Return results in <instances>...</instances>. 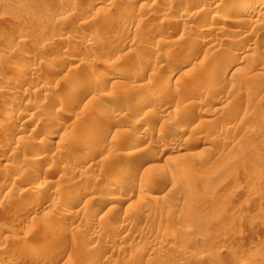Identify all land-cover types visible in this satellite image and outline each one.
Wrapping results in <instances>:
<instances>
[{
    "label": "rangeland",
    "instance_id": "rangeland-1",
    "mask_svg": "<svg viewBox=\"0 0 264 264\" xmlns=\"http://www.w3.org/2000/svg\"><path fill=\"white\" fill-rule=\"evenodd\" d=\"M222 1L238 8L227 17L246 8L244 0H216ZM179 2L187 7L176 22ZM195 7L194 0H0V264H35L34 252L46 254L40 264H264V20L260 31L251 23H218L226 30L190 53L185 46L214 12L196 15ZM134 29L143 36L131 38ZM180 35L185 53L171 49L181 65L173 80L183 81L184 90L167 113L155 108L167 114L157 123L170 129L139 142L154 105L137 108L132 100L168 75L172 60L157 50ZM244 36L253 48L246 54L248 44L238 41ZM66 58L73 61L60 70ZM145 64L147 72L132 79ZM95 67L110 77L98 81V93L60 100L75 76L89 77ZM116 90L113 112L103 114L98 96ZM136 120L142 122L134 129ZM48 131L56 136L48 139ZM178 133L184 141H173ZM130 166L135 175L119 174ZM116 177L129 183L116 185ZM43 184L52 193L40 202L34 192ZM18 200L28 203L23 213ZM67 202L70 214L60 210ZM100 202L98 223L89 211ZM23 243L35 250L23 251Z\"/></svg>",
    "mask_w": 264,
    "mask_h": 264
},
{
    "label": "bare ground",
    "instance_id": "bare-ground-1",
    "mask_svg": "<svg viewBox=\"0 0 264 264\" xmlns=\"http://www.w3.org/2000/svg\"><path fill=\"white\" fill-rule=\"evenodd\" d=\"M195 2H196V4H197V7H195V8H199L198 10H197V13H196V11H195V13H196V15L198 14V13H203L206 9H208V12L209 11H214V12H212V13H210V16H209V19L208 20H210L209 22V24H206L203 28H202V26H203V24H202V26H201V30H194V31H197L196 33H195V37L193 38L194 40H193V42L192 43H189V44H187V46H185V47H187L186 48V51H190V53H191V51L192 50H194L195 51V49H197V48H199V47H201V46H203V45H205V44H208L207 43V41H209V38L208 37H210V36H214V35H216L217 37H218V35L219 34H222L225 30H226V28H225V26H218L219 24L218 23H231V24H233V23H242L243 25H244V23H245V25H248V24H252L253 25V27H257L258 29H259V31H260V29L262 30V25L260 24L263 20H264V7H262L263 8V10H260L259 9V3H261L259 0L257 1V0H244L245 1V3H246V8H245V10L240 14V16H235V18H232L231 17V14H229L230 16L229 17H227L228 16V12H233V13H235V12H237L236 11V9H238L237 8V6L235 7V6H233L232 4H231V2H229V1H225L224 3H223V1H222V3H223V5L222 4H220L221 2H216V0H194ZM187 4H185V2H179L178 4H177V6H175V11L176 12H174V14H173V20H175L176 22L177 21H180L181 19H182V17H183V13H181L180 11H179V9H181L182 7H183V9L184 8H186L187 6H186ZM221 5H222V9H221ZM263 5V4H262ZM261 7V6H260ZM193 8V7H192ZM218 9L221 11L222 10V12H219L218 11ZM203 11V12H202ZM185 12V11H184ZM206 12V11H205ZM225 13L227 14V16H225ZM204 14V13H203ZM209 14V13H208ZM237 14V13H236ZM195 15V14H194ZM193 15V16H194ZM254 16V18H253V20H250L251 19V17H253ZM67 18V17H66ZM63 19H64V17H63ZM206 19V18H205ZM61 20V19H60ZM128 20H129V18H128ZM127 20V22H125V21H123L124 22V24H125V27L127 28V29H129V27L131 26V21L129 20L128 21ZM141 20V19H140ZM173 20H171L170 21V19L168 20V21H170V22H172ZM189 20H190V18H189ZM189 20L188 19H185V21H184V30H189V29H191L190 28V26L189 25H187L188 23H189ZM167 21V20H166ZM203 21H205L206 22V20H203ZM191 23V22H190ZM207 23V22H206ZM165 25V24H164ZM264 25V24H263ZM173 26V25H172ZM250 26V25H249ZM178 27V26H177ZM248 27V26H247ZM125 29V28H124ZM132 29V28H131ZM130 30V29H129ZM134 30H136V29H134ZM138 30V29H137ZM137 30L136 31H132L133 32V34L134 35H132L131 36V38H133V39H135L136 37H140V36H143L142 34L143 33H141V32H137ZM175 31V30H174ZM183 31V30H182ZM129 32V31H128ZM185 32V31H184ZM141 33V34H140ZM118 34V33H117ZM169 34V33H168ZM184 34V33H183ZM183 34H182V36H183ZM167 35V34H166ZM225 35V34H224ZM152 36V35H151ZM175 36V35H174ZM182 36L180 35L179 36V38H177V39H174V40H166L164 43H166V46H167V50L165 49H162V48H160L159 50H157V52L158 53H161V54H164L166 57H164V58H167V59H170V60H172L171 61V63H170V65L172 66V68L168 71V75L167 76H164V78H163V80H162V82L159 84V82L157 81V80H153V81H151V82H149L148 84H145L146 85V87H145V89H144V91L143 92H141L140 94H137L134 98H133V100H132V102L133 103H131L132 105H133V107H137V108H141V107H145V108H147L150 104L151 105H154V107H153V109H149L148 111H146L147 113V118H145V120H144V129H142V131H140L139 132V134H140V136H138L137 138H135V139H144L145 137H148L149 135H153V134H158V135H164V134H166L167 132H168V130L170 129H168V128H165V126L163 125V124H159V123H157V120H159L160 118H164L167 114V111H168V105H170V104H172V101L174 100V99H176V98H178V96H179V94L181 93V92H183V90H184V88H183V86H184V84H183V81H181V80H173V75H174V71H176L175 69H177V67H181V65H180V61L176 58V56L175 55H173L172 53V51H171V49L173 48V47H176L177 48V50L176 51H174V53H176V55L178 54V55H180L181 54V56H182V54H184L185 53V50H184V46H181V45H179V42L178 41H180V40H183V38H182ZM112 38V37H111ZM212 38H214V37H212ZM91 39V38H90ZM118 39V38H117ZM216 39V38H215ZM115 40V39H114ZM120 40V39H119ZM229 40V39H228ZM237 40V39H236ZM243 41V42H245V43H247L248 45H247V47L245 48V49H243L242 50V54H246V53H248V52H250L253 48H251V46H250V41H251V39H250V37L249 36H244V37H242V38H240V39H238V41ZM126 41V40H125ZM218 41V40H217ZM106 42V41H105ZM123 42V41H122ZM157 42V41H156ZM182 42V41H181ZM185 42V41H184ZM184 42H182V43H184ZM159 43H160V41H159ZM161 43H163V42H161ZM155 45V44H154ZM158 45V44H157ZM186 45V44H185ZM159 47H160V45H159ZM158 47V48H159ZM162 47H165L164 45L162 46ZM207 48V47H206ZM208 48H210V46L208 47ZM207 48V49H208ZM155 49H157L156 47H155ZM212 49V48H211ZM211 49H210V51H211ZM151 50V49H150ZM153 50V49H152ZM152 53V52H151ZM158 53H156V54H158ZM189 53V52H188ZM187 53V54H188ZM189 53V54H190ZM207 53V52H206ZM155 54V53H154ZM155 54V55H156ZM161 54H159V56L161 55ZM73 55V54H72ZM77 55V54H76ZM192 55V57L194 58L196 55H193V54H191ZM198 55V54H197ZM158 55H156L155 57H157ZM189 56V55H188ZM205 56L207 57V56H210L209 54L208 55H206L205 54ZM211 56H213V55H211ZM163 57V56H162ZM191 57V56H190ZM160 58V57H159ZM196 58V57H195ZM211 58V57H210ZM75 59V58H74ZM106 59V58H105ZM158 59V58H157ZM192 59V58H191ZM83 60V59H82ZM70 61H73L72 60V58H71V60H70V58H66V60L65 61H63L62 63H59V65H60V70H62L61 69V67H65V66H68L67 64L70 62ZM106 61V60H105ZM169 62V61H168ZM47 64H48V67H49V64L50 65H52V63H54L53 61H52V59H49V60H47V62H46ZM101 63H105V62H101ZM109 63V62H108ZM145 63H147V62H145ZM199 62H197L196 64L199 66V67H201V64L203 63V61H202V63H200V64H198ZM56 64V63H55ZM46 65V64H45ZM104 65V64H103ZM105 65H106V63H105ZM107 65H109V64H107ZM147 65L148 64H145L144 66H142V67H138V69L136 70V72L133 74V78L132 79H134L135 80V78L134 77H138V76H140V75H143V74H145L146 72H147V70H148V67H147ZM196 65V66H197ZM26 66V65H25ZM47 66V65H46ZM149 66V65H148ZM202 66H204V64L202 65ZM22 67V66H21ZM79 67V66H78ZM101 67V66H100ZM150 67V66H149ZM50 68V67H49ZM111 68V67H110ZM202 68V67H201ZM200 68V69H201ZM205 68V67H204ZM203 68V69H204ZM35 69V68H34ZM80 69V68H79ZM132 69V68H131ZM26 70V69H25ZM32 70V69H31ZM76 70V69H75ZM74 70V71H75ZM123 70V69H122ZM21 71V70H20ZM28 71V70H27ZM30 71V70H29ZM69 71H71V70H69ZM76 71H78V70H76ZM93 71L94 72H92V74H91V76H89V77H86V78H82L83 76H84V73H83V76H81V77H79V75L78 76H75L76 78L74 79L73 78V80L74 81H72V82H70V84H69V86H67L66 87V89L65 90H63V91H65V93H63V94H61V96H60V100L61 101H67V102H74V98H73V95H74V93H80V94H83V96H86V95H88V94H90L91 92H93V91H95V90H97L99 87H97V83H98V81H100V80H102L103 78H105L107 75H105L103 72H100L99 70H98V67H95V68H93ZM102 71V70H101ZM33 72V71H32ZM56 72H58V71H56ZM68 72V71H67ZM122 72V71H121ZM121 72H119V71H117L116 73L117 74H119V73H121ZM203 72V71H202ZM69 73V72H68ZM80 73V72H79ZM123 73V72H122ZM18 74V73H17ZM132 74V73H131ZM199 74V73H198ZM197 74V75H198ZM24 75V74H23ZM116 75V74H115ZM119 75H121V74H119ZM211 75V74H210ZM19 76V75H18ZM17 76V77H18ZM27 76H28V74H27ZM31 75H29V77H30ZM67 76V75H66ZM122 76V75H121ZM207 77H208V75H207ZM26 78V77H25ZM106 78H108V77H106ZM209 78H210V76H209ZM108 79H110V77L108 78ZM112 79V78H111ZM114 79H116V78H114ZM181 79V78H180ZM184 79V78H183ZM104 80V79H103ZM131 80V79H130ZM184 80H186V79H184ZM16 81V80H15ZM112 81V80H111ZM132 81V80H131ZM106 82H107V80H106ZM117 82V81H116ZM115 82V83H116ZM108 83V82H107ZM106 83V84H107ZM112 84H110V85H114L115 83L112 81L111 82ZM114 83V84H113ZM119 83V82H118ZM118 83H116V84H118ZM46 84V83H45ZM183 84V85H182ZM99 85V84H98ZM42 86V85H41ZM138 87V86H137ZM136 88V87H135ZM47 89V88H46ZM137 89V88H136ZM135 89V90H136ZM139 89V88H138ZM245 89V88H244ZM43 90V89H42ZM99 90V89H98ZM120 90V89H119ZM134 89H133V91H135ZM140 90V89H139ZM52 91V90H51ZM141 91V90H140ZM99 91H95V93H98ZM132 92V91H131ZM135 92H138V91H135ZM95 93H93V94H95ZM119 93V92H118ZM117 93V90L116 91H111V92H109L108 94H104V95H100V96H98V98L100 99V102H104L103 104L105 105V111L103 110V114L104 113H112L113 112V110H112V108H111V102L113 103V101H115V100H118V96H119V94ZM67 94H69L71 97H69V96H67ZM79 94V95H80ZM128 94V93H127ZM129 95V94H128ZM90 96V95H89ZM97 96V95H96ZM46 97V96H45ZM78 97V96H77ZM81 97V96H80ZM120 98V97H119ZM78 98H76V100H77ZM81 99V98H80ZM94 99V98H93ZM99 99H97V100H99ZM59 100V101H60ZM79 100V99H78ZM78 100H77V102H78ZM105 100H106V102H105ZM121 100V99H120ZM4 101V100H3ZM15 102V101H14ZM92 102H95V101H92ZM97 102V101H96ZM107 102H109V104L107 103ZM121 102H122V100H121ZM37 103V102H36ZM38 104V103H37ZM41 104V103H40ZM50 104H52V103H50ZM61 104H63V103H61ZM77 104V103H76ZM75 104V105H76ZM168 104V105H167ZM42 105V104H41ZM68 105V104H67ZM118 105V104H117ZM120 105V104H119ZM18 106V105H17ZM62 106V105H61ZM72 106V105H71ZM54 107V106H53ZM132 107V106H131ZM151 107V106H150ZM32 108H34V106L32 107ZM38 108V107H37ZM149 108V107H148ZM155 108H158V109H161V110H159V112H161V111H164V112H166V113H164L165 115L164 116H162V114H161V116L158 114V112L156 113V111H155ZM29 109V108H28ZM158 109H156L157 111H158ZM175 109V108H174ZM33 110V109H32ZM35 110V109H34ZM12 111V110H11ZM35 111H37V110H35ZM35 111H34V113H35ZM175 111V110H174ZM8 112H10V111H8L7 110V112H6V115L7 114H9ZM14 111H12V113H13ZM68 112V111H67ZM115 112V111H114ZM178 112V111H177ZM61 113V112H60ZM69 113V112H68ZM97 113V112H96ZM95 113V114H96ZM119 113V112H118ZM162 113V112H161ZM23 114V113H22ZM40 114V113H39ZM105 114V115H106ZM117 114V113H116ZM169 114V113H168ZM11 115V114H10ZM24 115V114H23ZM33 115V114H32ZM31 115V116H32ZM38 115V114H37ZM36 115V116H37ZM41 115V114H40ZM45 115V114H44ZM97 115H99V112L97 113ZM119 115V114H118ZM117 115V116H118ZM43 116V115H42ZM48 116V115H47ZM111 116V115H110ZM109 116V117H110ZM100 117V116H99ZM103 117V116H102ZM12 118V117H11ZM20 118V117H19ZM44 118V117H43ZM101 118V117H100ZM110 119V118H109ZM18 120V119H17ZM17 120H15V121H17ZM48 120V119H47ZM111 120V119H110ZM109 120V121H110ZM10 121H14V120H11L10 119ZM10 121H9V123H10ZM19 121V120H18ZM29 121V120H28ZM27 121V122H28ZM39 121H41V120H39ZM119 121V120H118ZM26 122V121H25ZM107 122H108V120H107ZM142 121H140V120H136L135 121V124H134V129H135V125L136 124H138V125H140V123H141ZM2 123V122H1ZM22 123H24V121L22 122ZM7 124H8V120H7ZM110 124V123H109ZM4 125V124H3ZM10 125V124H9ZM8 125V126H9ZM12 125V124H11ZM22 125V124H21ZM137 125V126H138ZM39 126V125H38ZM92 126V125H91ZM109 126V125H108ZM14 127V126H13ZM41 127V126H40ZM39 127V128H40ZM111 127V126H110ZM8 128V127H7ZM131 128V127H130ZM15 129V128H14ZM54 129H56V128H54ZM60 129V128H59ZM67 129V128H66ZM53 130V129H52ZM63 130V129H62ZM15 131V130H14ZM115 131V130H114ZM58 132V131H57ZM64 132V131H63ZM54 133V132H53ZM51 131L49 132L48 131V134L46 135L47 136V138L48 139H51L52 137H54V136H56L55 134H53ZM80 133V132H79ZM106 133V132H105ZM138 133V132H137ZM63 134V133H62ZM66 134V133H65ZM80 134H82V133H80ZM155 134V135H156ZM61 135V134H60ZM70 135V134H69ZM77 135V134H76ZM79 135V134H78ZM69 137H72V136H69ZM75 136H73V138H74ZM77 137V136H76ZM83 137H84V135H83ZM172 137V136H171ZM183 137H184V135L182 134V133H178V134H175L174 135V142H181V141H184L183 140ZM56 138V137H55ZM113 138V137H112ZM159 138V137H158ZM60 140H61V138H60ZM87 140V139H86ZM85 140V141H86ZM134 140V139H133ZM45 141H46V139H45ZM45 141H43V142H45ZM76 141V140H75ZM139 142H140V140H138ZM154 141V140H153ZM134 142V141H133ZM151 142V141H150ZM156 143H154V144H149L150 145V147H152V148H155V147H158L159 146V144H161L160 143V140L159 141H155ZM60 143V142H59ZM69 143V142H68ZM70 143H71V140H70ZM73 143V142H72ZM76 143V142H75ZM137 143V142H136ZM46 144H47V142H46ZM168 144V143H167ZM40 145V144H39ZM43 145V144H42ZM66 145V144H65ZM133 145V144H132ZM172 147V152L174 153V151L173 150H175V148H174V146L173 145H175L174 143H172V144H170ZM72 147V146H71ZM101 147V146H100ZM44 148H45V146H44ZM149 148V147H148ZM96 149V148H95ZM161 149V148H160ZM94 150V149H93ZM106 150V149H105ZM139 150V149H138ZM162 150H164V149H162ZM59 151V150H58ZM90 151H91V149H90ZM108 151V150H107ZM92 152V151H91ZM94 152V151H93ZM97 152V151H96ZM171 152V153H172ZM59 153V152H58ZM99 153V152H98ZM104 153V152H103ZM163 153V152H162ZM81 154V153H80ZM106 154V153H105ZM138 154H141L140 152L138 153ZM89 155V154H88ZM110 155V154H109ZM126 156V155H125ZM136 156V155H135ZM168 156L169 155H167V157H166V159L168 158ZM86 157H87V151L86 152H84L81 156H79L78 158H77V160H76V163H78V164H82L84 161H85V159H86ZM89 157V156H88ZM36 158L38 159V158H40L38 155L36 156ZM141 158V157H140ZM115 159V158H114ZM113 159V160H114ZM144 159V158H143ZM169 159H170V157H169ZM44 160V159H43ZM116 160V159H115ZM108 161V160H107ZM120 161V160H119ZM136 161V160H135ZM74 162V161H73ZM111 163V162H110ZM92 164H95V163H92ZM97 164V163H96ZM105 164V163H104ZM119 165V164H118ZM140 165V164H139ZM89 166V165H88ZM98 166V165H97ZM122 166V165H121ZM126 166V165H125ZM65 167V166H64ZM100 167V166H99ZM99 167H98V169H99ZM26 168V167H25ZM123 169H124V167H122ZM125 168H127L126 170H124V171H122V170H120L119 172H121V173H119L120 175L122 174V173H124V175L125 174H131V173H133L134 171H135V169L134 168H136V167H134V168H132L131 169V166L128 168V167H125ZM64 169H66V168H64ZM137 169V168H136ZM139 169V168H138ZM26 170V169H25ZM67 170V169H66ZM134 170V171H133ZM94 171V170H93ZM100 171V170H99ZM107 171V170H106ZM133 171V172H132ZM14 172H16V171H14ZM81 172V171H80ZM79 172V173H80ZM143 172V171H142ZM136 173H137V170H136ZM135 172L133 173L134 175L136 174ZM103 174V173H102ZM86 176V175H85ZM112 176V175H111ZM115 176V175H114ZM131 176V175H130ZM169 176V175H168ZM87 177V176H86ZM117 177H119V176H117ZM116 177V178H117ZM124 177V176H123ZM85 178V177H84ZM90 178V177H89ZM126 178V177H125ZM125 178H117L116 180H114L115 182V184L117 185H120L121 186V184L122 183H127L128 181H125L124 182V180H126ZM131 178V177H130ZM140 178V177H139ZM87 179H88V177H87ZM92 180V179H91ZM95 180H97V178L95 179ZM166 180V179H165ZM86 181H88V180H86ZM108 181V180H107ZM106 181V182H107ZM105 182V181H104ZM109 183L108 184H110L111 183V181H108ZM71 183V182H70ZM129 183V182H128ZM48 184H50L49 182H48ZM75 184V183H74ZM105 184V183H104ZM113 184V183H112ZM131 184V183H130ZM65 185V184H64ZM63 185V186H64ZM70 185V184H69ZM81 185V184H80ZM92 185V184H91ZM124 185V184H123ZM163 185V184H162ZM77 186V185H76ZM79 186V185H78ZM83 186V185H82ZM103 186V185H102ZM114 186V185H113ZM166 186V185H165ZM67 187V186H66ZM74 187V186H73ZM105 187V186H104ZM107 187V186H106ZM51 188V187H50ZM69 188V187H68ZM68 188H66V190L68 189ZM77 188V187H76ZM79 188H80V186H79ZM117 188V187H116ZM28 189V188H27ZM65 189V188H64ZM80 189H83V188H80ZM109 191L111 190V191H113V190H115L114 188H110V187H108L107 188ZM119 189V188H118ZM157 189V188H156ZM155 189V190H156ZM24 190V189H23ZM65 190V191H66ZM153 190V189H152ZM158 190V189H157ZM28 191V190H27ZM62 191V190H61ZM80 191H82V190H80ZM89 191V190H88ZM108 191V193H110ZM118 191V190H117ZM116 191V193H118ZM131 191V190H130ZM140 191V190H139ZM58 193H59V189H58V191H57ZM63 192V191H62ZM90 192V191H89ZM50 193H52V191L49 189V187H48V185L47 184H43V185H40L39 187H37L36 188V190H35V192H34V199H39L40 200V202H42L41 200H45V197H47ZM81 193V192H80ZM113 193V192H112ZM122 193V192H121ZM62 194V193H61ZM86 194V193H85ZM125 194V193H124ZM21 193H19V194H16V196L14 197H12L13 198V200L12 201H15V200H17L19 197H21ZM52 195V194H51ZM93 196V195H92ZM104 196V195H103ZM59 197V196H58ZM61 197H63V195L61 196ZM88 197V196H87ZM33 198V197H32ZM48 198V197H47ZM57 198V197H56ZM65 198V197H64ZM82 197H80V199H81ZM106 198V197H105ZM111 198H113V197H111ZM158 198V197H157ZM20 199V198H19ZM57 199H60V198H57ZM63 199V198H62ZM10 200V199H9ZM111 200V199H110ZM19 201V200H18ZM21 201V200H20ZM18 202L17 204H19L17 207H16V210L17 211H19V212H21V211H23L27 206V204L25 205L24 203H22V202ZM58 201V200H57ZM62 201V200H61ZM78 202L79 200H78V198H72V201L71 202ZM17 202V201H16ZM46 202V201H45ZM90 203H91V201H89ZM49 205H51V204H53V203H55L54 202V200H49ZM47 203V204H48ZM61 203V202H60ZM80 203V202H79ZM101 203V204H100ZM99 204H97V206L96 207H94V208H91V210L89 211V214H90V218L91 219H95L101 212H100V209L102 208V205H103V203L102 202H100ZM144 203V202H143ZM16 204V203H15ZM30 204V203H29ZM34 204V203H33ZM56 204V203H55ZM55 204H53V205H55ZM70 204H72V203H70ZM68 202L67 203H65V204H63L62 205V207H61V209L60 210H62V212H67V214H70V213H68L69 211V209H70V205ZM75 204V203H74ZM77 204V203H76ZM53 205L51 206V207H53ZM33 206V205H32ZM45 206L47 207V205L45 204ZM38 207V206H37ZM79 211V210H78ZM83 211V210H82ZM21 213H23V212H21ZM25 213V212H24ZM73 213V212H72ZM74 214H75V212H74ZM15 215V214H14ZM80 215V214H79ZM105 215V214H104ZM65 216V215H64ZM100 218L98 219V218H96V221L97 220H99L98 221V223L100 222V220H101V215L99 216ZM104 217V216H103ZM70 218H73V217H71L70 216ZM76 218V217H75ZM89 218V219H90ZM74 219V218H73ZM62 220V219H61ZM90 221V220H89ZM57 222L58 223H60V220H57ZM103 222V221H102ZM54 223V222H53ZM83 223V222H82ZM123 223V222H122ZM125 223V222H124ZM52 224V223H51ZM57 223H55V225H56ZM94 224V223H93ZM108 224V223H107ZM127 224V223H126ZM54 226V225H53ZM95 226V225H94ZM98 226H100V225H98ZM47 227V226H46ZM102 227V226H101ZM100 227V228H101ZM105 227H107V226H105ZM104 227V228H105ZM103 228V229H104ZM57 229H58V227H57ZM61 229V228H60ZM97 229V228H96ZM102 229V230H103ZM41 230V229H40ZM55 230V229H54ZM54 230H53V232H54ZM101 230V229H100ZM100 230L98 231V232H100ZM101 230V231H102ZM39 231V230H38ZM94 231V230H93ZM40 232V231H39ZM59 232V231H58ZM97 232V231H96ZM104 232V231H103ZM103 232H100V233H103ZM107 232V231H106ZM42 233H43V230H42ZM39 234H41V233H39ZM95 234V233H94ZM49 235V233H45V231H44V234H42L41 236H44V237H46V236H48ZM54 235V234H53ZM101 235V234H100ZM73 236V235H72ZM113 236V235H112ZM30 237V236H29ZM24 239V238H23ZM73 240V239H72ZM76 240V239H75ZM75 240H73V241H75ZM2 248V247H1ZM38 249V248H37ZM22 250L23 251H34L35 250V248H34V246L33 245H31L30 243H23L22 244ZM37 251V250H36ZM42 252V251H41ZM43 253V252H42ZM46 255V254H45ZM45 255L44 254H41L40 252H34L33 254H32V256H31V259H32V262L33 263H35V264H40L41 262H43V260H45ZM48 257V256H47ZM47 260H48V258H47Z\"/></svg>",
    "mask_w": 264,
    "mask_h": 264
}]
</instances>
